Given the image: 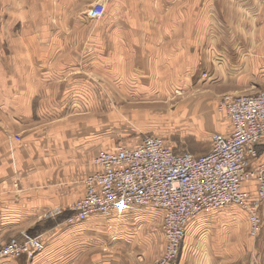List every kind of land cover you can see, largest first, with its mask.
Here are the masks:
<instances>
[{"label":"crops","instance_id":"1","mask_svg":"<svg viewBox=\"0 0 264 264\" xmlns=\"http://www.w3.org/2000/svg\"><path fill=\"white\" fill-rule=\"evenodd\" d=\"M93 1L0 0V242L38 236L45 246L34 258L38 264H150L165 246L157 209L129 206L110 217L94 214L74 223L41 217L84 195L83 179L101 170L93 162L99 151L135 146L141 130H152L123 120L135 113L129 104L161 97L176 65L188 78L189 47L200 55L214 31L204 23L231 18L227 11L216 20L196 15L198 26L190 35L173 23L180 0H109L95 22L89 16ZM213 53L214 72L237 67L225 61L233 54L229 44L224 50L214 44ZM101 88L128 115L110 108L95 91ZM5 127L17 133L14 145L7 142ZM118 136L127 138L125 144L110 147ZM194 149L195 155L207 152ZM243 188L259 202L261 229L253 245L258 260L250 262L248 212L227 205L190 218L179 264H264V198L258 197L254 179L245 180ZM26 258L2 263L23 264Z\"/></svg>","mask_w":264,"mask_h":264},{"label":"built area","instance_id":"2","mask_svg":"<svg viewBox=\"0 0 264 264\" xmlns=\"http://www.w3.org/2000/svg\"><path fill=\"white\" fill-rule=\"evenodd\" d=\"M107 1L100 0L90 9L93 20L105 15ZM222 108L227 110L232 130L229 134L215 133L210 150L204 154L177 152L159 136L97 154L94 162L101 170L85 180L86 192L67 208L72 212L68 220L82 221L94 214L109 216L129 206L161 211L165 248L152 264H178L190 218L227 205L248 212L251 234L257 239L261 229L259 202L250 200L243 182L254 179L258 197L264 198V91L237 96ZM24 237L0 245V262L8 257L31 258L44 250L37 236Z\"/></svg>","mask_w":264,"mask_h":264},{"label":"rangeland","instance_id":"3","mask_svg":"<svg viewBox=\"0 0 264 264\" xmlns=\"http://www.w3.org/2000/svg\"><path fill=\"white\" fill-rule=\"evenodd\" d=\"M99 2L100 0H94L91 4V8ZM228 2V0H184V2L180 0L176 2L177 5L174 6V11H172L174 17L173 23L180 32L188 31L191 35L192 30L196 29L198 26L196 15L205 14L207 17L213 16V19L216 20L214 16L221 13L223 15H230L229 18L231 19L227 20L221 17L220 20H216L215 22L204 23L206 27L213 28L214 31L212 33H214V35L211 33V40L206 39L205 45L203 46L204 52L202 50L203 48L198 49L200 55L197 53V48H194V45L189 47L188 78H186L184 70L181 72L176 65V69L174 68V70L169 73V79L166 80L168 84L166 83L167 86L161 97L153 96L149 99H143L139 102L134 101L129 104L133 107L135 113L132 116L130 112L131 117H123V120L127 118L126 121H131L133 125L139 126L140 129L144 127L152 128L149 132L141 130V141L151 136H159L164 138L167 144L177 152L189 151L195 153V151H197L194 149L196 146L208 152L210 150L209 147L211 148L210 144H212L211 138L215 133L229 134L232 130L231 121H229L231 119L227 110L222 108V104L226 106L230 100L235 99L237 96L256 94L264 91V68H259L260 59H264V56H261L262 51H264V0L242 1V5L252 3L254 6L251 8L229 5L227 4ZM258 4H262L261 10ZM254 13L259 15L255 17V20L251 19V22L250 16ZM1 25L0 22V30L2 27ZM92 27H97L96 23L93 24ZM245 41L248 42L249 47ZM5 42L8 45L9 39H5ZM129 43L131 42L129 41ZM214 44L216 48H221L223 50L227 44H229L233 54L230 58L225 56L227 57L225 61L228 64L231 59L237 67L231 70L224 66L220 71L214 72L212 70L214 66L213 60H218L217 56L213 53ZM197 55H199V59H201L199 63ZM222 58L223 57H221V59ZM85 75L94 82H100V79L92 72H86ZM95 91L101 99L108 101L110 108H113L116 112L118 111L119 114L123 116L128 115V111L122 112V104H118L114 97L107 91H102V88L101 90L98 89V91L95 89ZM88 121L87 119L83 124ZM4 131L7 142L14 145L17 133H14V131L6 127ZM120 139L119 136L118 138L116 137L114 142L111 141L116 144L113 145V143H111L112 146L110 145V147L113 148L117 145L125 144L122 140H126L127 138ZM101 152L103 151H99L97 154ZM91 174H93V172L88 174L82 181L84 192H86L85 180ZM83 196L84 195H82V197ZM76 201L77 200L74 202ZM73 203L66 208L59 205L52 206L42 214L41 218L45 221H49L62 216V219L68 223L84 221L68 220L72 212L67 208ZM63 204L64 203L60 205ZM57 208H60L62 213L54 215L52 212ZM111 215L105 217H110ZM251 229L249 220L248 236L250 239V246H252L250 254V262L252 263V261L258 260L259 257L253 248L254 243L256 244L258 241L252 236ZM27 234L30 235L29 233ZM31 236L36 235L31 234ZM13 239L16 238H8L0 242V245H4ZM162 253L158 254L150 264L161 256ZM36 255L37 254H34L31 258H26L23 264H38L37 259L34 260ZM3 261L4 260H2L0 264ZM9 264H13V262ZM20 264L22 263L20 262Z\"/></svg>","mask_w":264,"mask_h":264}]
</instances>
